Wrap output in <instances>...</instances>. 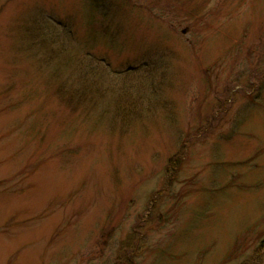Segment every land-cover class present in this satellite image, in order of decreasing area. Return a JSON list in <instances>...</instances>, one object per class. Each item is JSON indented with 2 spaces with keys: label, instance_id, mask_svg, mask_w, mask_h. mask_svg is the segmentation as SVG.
<instances>
[{
  "label": "rangeland",
  "instance_id": "rangeland-1",
  "mask_svg": "<svg viewBox=\"0 0 264 264\" xmlns=\"http://www.w3.org/2000/svg\"><path fill=\"white\" fill-rule=\"evenodd\" d=\"M0 264H264V0H0Z\"/></svg>",
  "mask_w": 264,
  "mask_h": 264
}]
</instances>
